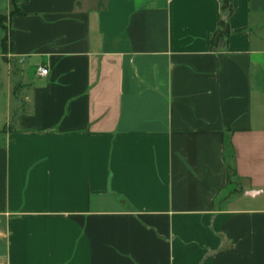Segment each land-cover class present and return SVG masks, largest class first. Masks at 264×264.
Masks as SVG:
<instances>
[{"label":"crops","instance_id":"obj_1","mask_svg":"<svg viewBox=\"0 0 264 264\" xmlns=\"http://www.w3.org/2000/svg\"><path fill=\"white\" fill-rule=\"evenodd\" d=\"M0 16V264H264V0Z\"/></svg>","mask_w":264,"mask_h":264},{"label":"trees","instance_id":"obj_2","mask_svg":"<svg viewBox=\"0 0 264 264\" xmlns=\"http://www.w3.org/2000/svg\"><path fill=\"white\" fill-rule=\"evenodd\" d=\"M17 12L18 11H17V8H15V3H14V11H12L11 15L16 14ZM6 19H8V18L7 17H1L0 16V25L7 32V29H6V26H5ZM228 36H229V29H228V26L225 25V23H224L223 26H222V30L218 34H216V36L214 37V40L212 41V44L214 45L215 43L219 42V40H224ZM3 48H4V52L7 54L8 51H9V49H10V45H9V35L3 41ZM228 171H229V174H230L229 175V179L231 180V178L233 177V175H234L235 172H234L233 168H231V167L228 168Z\"/></svg>","mask_w":264,"mask_h":264},{"label":"built area","instance_id":"obj_3","mask_svg":"<svg viewBox=\"0 0 264 264\" xmlns=\"http://www.w3.org/2000/svg\"><path fill=\"white\" fill-rule=\"evenodd\" d=\"M38 75L42 78H45L49 75V70L43 67L38 68Z\"/></svg>","mask_w":264,"mask_h":264},{"label":"rangeland","instance_id":"obj_4","mask_svg":"<svg viewBox=\"0 0 264 264\" xmlns=\"http://www.w3.org/2000/svg\"><path fill=\"white\" fill-rule=\"evenodd\" d=\"M5 26H6L7 32H9L8 19H6V21H5ZM28 69H29V68H28ZM233 188H234V187H233Z\"/></svg>","mask_w":264,"mask_h":264}]
</instances>
